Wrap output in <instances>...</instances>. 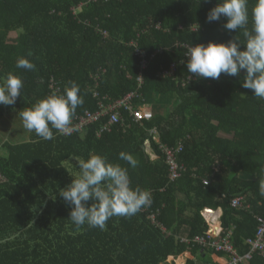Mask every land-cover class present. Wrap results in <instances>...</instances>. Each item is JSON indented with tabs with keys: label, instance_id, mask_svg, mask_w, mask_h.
I'll return each mask as SVG.
<instances>
[{
	"label": "trees",
	"instance_id": "1",
	"mask_svg": "<svg viewBox=\"0 0 264 264\" xmlns=\"http://www.w3.org/2000/svg\"><path fill=\"white\" fill-rule=\"evenodd\" d=\"M88 1L0 0V77L13 72L24 83L14 105L0 104V121L53 92L52 83L64 91L69 81L79 85L84 98L73 127L78 115L131 92L136 94L132 103L150 106L153 115L134 121L122 109L130 125L116 123L100 136L108 117L69 135L53 129V140L33 132L28 141L5 142L0 264H169L168 257L184 252L192 253L186 264H217L214 254L228 255L182 240L206 234L210 226L202 212L207 207L222 209L224 235L231 231L234 247L245 254L257 215L264 217L259 188L264 181V100L242 87L243 70L215 80L197 78L188 73L184 54L195 44L227 42L236 35L243 40L242 30L225 29L224 16L207 19L218 0ZM253 3L249 0L250 8ZM137 47L148 60L140 88ZM20 56L30 59L35 70L17 69ZM172 67L173 74L161 75ZM162 145L176 152L182 146L176 159L184 169L176 179L170 177ZM121 151L138 160L136 168L119 159ZM90 153L127 167L132 186L148 190L151 204L131 217H112L104 230L77 228L68 217L72 206L59 189L72 182L78 160ZM240 195L246 198L244 207H233L232 199ZM152 214L166 231L151 220ZM246 264H264V257L256 253Z\"/></svg>",
	"mask_w": 264,
	"mask_h": 264
},
{
	"label": "clouds",
	"instance_id": "2",
	"mask_svg": "<svg viewBox=\"0 0 264 264\" xmlns=\"http://www.w3.org/2000/svg\"><path fill=\"white\" fill-rule=\"evenodd\" d=\"M224 16L228 31L242 30L227 42L209 41L191 45L185 51L187 71L197 78L219 79L221 73L237 76L243 70L242 87L264 100V0H218L208 13L209 21ZM31 56V53L28 54ZM17 69L34 71L36 65L28 58L16 59ZM24 86L19 74L9 72L0 77V104L14 105ZM84 104L80 87L69 81L63 94L53 91L39 99L31 107L19 112L23 127L43 140H53L56 130L69 135L78 107ZM119 159L136 168L138 160L130 153L121 151ZM79 173L59 195L71 205L69 219L77 227L87 225L104 230L112 217H131L151 204V193L139 186L133 187L127 167L110 162L102 154L90 153L87 159L78 160ZM260 193L264 195V181ZM91 200V204H89ZM222 225V224H221ZM210 226V225H209Z\"/></svg>",
	"mask_w": 264,
	"mask_h": 264
},
{
	"label": "built area",
	"instance_id": "3",
	"mask_svg": "<svg viewBox=\"0 0 264 264\" xmlns=\"http://www.w3.org/2000/svg\"><path fill=\"white\" fill-rule=\"evenodd\" d=\"M133 44L136 45V43ZM136 52L141 56L140 74L137 77L138 86L140 88L144 82L143 71L148 67V60L146 58V52L140 49L139 47L136 48ZM173 72L174 67H172V70L170 72L164 70L161 75L173 74ZM190 77L194 79L193 76ZM51 88L54 91L58 92V94H63V91L60 90L59 87L57 88L54 83L51 84ZM135 96V92H131L121 97L120 99L111 100L108 102H101L100 109H98L97 111L91 112L87 110L84 116L78 115L76 117V120L74 121L76 123L73 127V130L82 128L84 127V125L93 123L98 120L102 121L104 117H108V119L103 122L102 129L98 132L99 136L106 131H111L113 126L116 125V123H122V125L124 126H129L130 123L127 124V119H124L121 115L122 109L129 111L131 119L133 118L134 121H140L145 117H151L153 114L147 107H136L132 103L133 98ZM152 132L154 133V139L160 141L157 130L153 129ZM161 147L163 149V152H165L167 155L171 179H176L180 177L182 174L181 171L184 169V167L183 165L178 163V160L176 159V154L182 149V146L177 149V152L176 150H173L172 148L166 145H162ZM5 180L6 178L0 173V183L4 182ZM245 202L246 198L243 195H240L232 199L231 205L236 208H243ZM206 212H214V210L211 211L210 209L205 208V211L203 213L206 221L210 226H212V223L214 221L220 219V215L210 214V216H207ZM257 219L259 221V224L257 226L256 233L253 237H250L246 240V243L249 246V250L245 254H240L238 250L234 247L230 237L231 231L224 235L225 230L221 224L217 229H215V231L212 228H209L205 235H196L192 239L188 237H183L182 240L187 243H194L203 247H208L210 249H213V251L216 253H225L228 255L227 259L226 257H224L223 263H220L222 262L220 261L217 264H243L251 260L256 253L264 257V217L257 215ZM151 220L155 224L160 226L163 231H166V228L156 221L155 214L151 215Z\"/></svg>",
	"mask_w": 264,
	"mask_h": 264
},
{
	"label": "rangeland",
	"instance_id": "4",
	"mask_svg": "<svg viewBox=\"0 0 264 264\" xmlns=\"http://www.w3.org/2000/svg\"><path fill=\"white\" fill-rule=\"evenodd\" d=\"M147 108L153 113L150 106ZM30 136L31 133L23 127L22 120L16 110L6 113L0 121V155L6 154V149L3 146L5 142L21 143L28 141ZM148 151L150 152L151 149L149 148ZM152 158H156L155 155H152ZM210 228L215 231L214 226H210ZM180 258L182 261H180ZM189 258H192V253L184 252L178 257H168L167 262H169V264H186L187 259ZM215 260L218 259L216 258Z\"/></svg>",
	"mask_w": 264,
	"mask_h": 264
},
{
	"label": "crops",
	"instance_id": "5",
	"mask_svg": "<svg viewBox=\"0 0 264 264\" xmlns=\"http://www.w3.org/2000/svg\"><path fill=\"white\" fill-rule=\"evenodd\" d=\"M208 208V207H207ZM209 209V208H208ZM212 209V208H211ZM214 210V209H213ZM204 211H205V209H204ZM204 211L202 212V214L204 213ZM214 211H216L213 215H220V217H221V215H222V213H223V211H222V209L221 208H219V209H217V210H214ZM220 224H221V220L219 219V220H216V221H214L213 223H212V226H214V229H216L215 227H219L220 226ZM213 257H214V259H218V260H216V261H223L224 259L223 258H219V257H217L215 254L213 255ZM247 263V262H246ZM246 263H244V264H246Z\"/></svg>",
	"mask_w": 264,
	"mask_h": 264
},
{
	"label": "bare ground",
	"instance_id": "6",
	"mask_svg": "<svg viewBox=\"0 0 264 264\" xmlns=\"http://www.w3.org/2000/svg\"><path fill=\"white\" fill-rule=\"evenodd\" d=\"M90 1L96 2L97 0H89L88 2H90ZM104 1L107 2V1H109V0H104ZM88 2H87V3H88ZM83 5H84V3H81L78 7L74 8V11L76 12V10H78V9L80 10L81 7H82Z\"/></svg>",
	"mask_w": 264,
	"mask_h": 264
},
{
	"label": "water",
	"instance_id": "7",
	"mask_svg": "<svg viewBox=\"0 0 264 264\" xmlns=\"http://www.w3.org/2000/svg\"><path fill=\"white\" fill-rule=\"evenodd\" d=\"M211 211H213V209L209 208Z\"/></svg>",
	"mask_w": 264,
	"mask_h": 264
}]
</instances>
